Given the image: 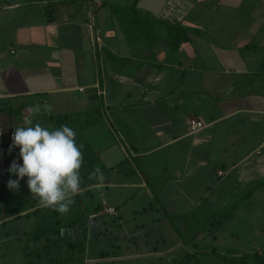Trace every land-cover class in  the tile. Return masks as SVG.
Returning a JSON list of instances; mask_svg holds the SVG:
<instances>
[{"label":"crops","instance_id":"obj_1","mask_svg":"<svg viewBox=\"0 0 264 264\" xmlns=\"http://www.w3.org/2000/svg\"><path fill=\"white\" fill-rule=\"evenodd\" d=\"M0 103L9 166L22 164L11 145L26 119L100 118L80 171L88 238L110 225L130 239L176 234L167 251L86 263L172 259L188 248L181 234L227 211L264 234V0H0ZM26 181L0 189V264H29L39 218L3 205L29 206Z\"/></svg>","mask_w":264,"mask_h":264},{"label":"trees","instance_id":"obj_2","mask_svg":"<svg viewBox=\"0 0 264 264\" xmlns=\"http://www.w3.org/2000/svg\"><path fill=\"white\" fill-rule=\"evenodd\" d=\"M99 122L100 118L98 117L91 122L85 120L83 116H60L54 118L52 128H49L56 129L61 125H68L75 131L77 144L83 145L81 149L83 163L80 171L83 170L86 156L96 155L92 144L87 141L85 131L88 127L95 126ZM81 181L80 188H84L85 180L82 179ZM88 195L79 194L75 196L74 200L77 208L72 214L70 212L60 214L46 208L39 209L38 199L31 193H29V196L35 199L30 200L28 207L25 206V203L20 205L22 202H19V206H17L16 202L12 207L13 211L8 212L9 209L6 204H3L9 216L10 214L18 215L29 209H34L30 216L39 218L33 232L28 236V241L31 244V247L26 249L29 264H85V254L89 239L88 217L91 213L90 207H87L85 203V198ZM101 209L102 207H97L94 211L99 212ZM216 217L217 224L228 218L226 215ZM105 231L91 235V239L99 240L101 237L112 235L111 232ZM211 236L213 237V234ZM186 238H183V243L185 247L189 244L188 252L183 254L177 253L172 259H166L165 264H264V250L244 255H238L235 252L220 254L215 248L209 251H203L202 243H207V240L203 239L198 242L200 238L198 233H194L191 239ZM118 256V254L110 255L109 253H100V259H109Z\"/></svg>","mask_w":264,"mask_h":264},{"label":"clouds","instance_id":"obj_3","mask_svg":"<svg viewBox=\"0 0 264 264\" xmlns=\"http://www.w3.org/2000/svg\"><path fill=\"white\" fill-rule=\"evenodd\" d=\"M31 110L38 114L41 105L36 104ZM11 147L19 148L22 164L11 162L8 171L17 179L8 181L9 190H18L20 181L27 177V187L40 207L67 214L82 182L83 145L77 144L75 131L68 125L48 129L26 119L24 126L15 127ZM89 175L104 179L99 167Z\"/></svg>","mask_w":264,"mask_h":264},{"label":"rangeland","instance_id":"obj_4","mask_svg":"<svg viewBox=\"0 0 264 264\" xmlns=\"http://www.w3.org/2000/svg\"><path fill=\"white\" fill-rule=\"evenodd\" d=\"M136 205H139V203L133 202L129 207L130 210L133 211V209L136 208ZM112 210L113 209H111L109 213L114 214V210ZM227 213L230 214L231 212L227 211L221 215H226ZM215 218L217 217L205 218V224L196 225V229L193 231H187L184 233V235L181 234V236H183L184 239L186 237V239H191L194 233H198L201 240H207V243H202L203 251H209L215 248L220 254H225L226 252H235L238 255L251 254L253 252L260 251L259 249L261 248L259 247H264V234L258 231V228H254L255 226H246V224L251 222L254 218L241 217L236 219V221H232L227 218L218 224L216 223ZM112 221L113 219H109L108 222L111 223ZM236 222L238 226L236 225ZM107 229L112 235L101 237L99 240L91 239L89 236L85 254L86 262L89 258L99 256L101 252L109 253L110 255L118 254L120 257H124V255H130L132 252H136L138 250L137 247H139L140 251L147 252L154 250V248H156L158 251H167L172 245H177V241H175L176 234L165 230L163 227L159 228L161 231L160 233L159 231H155L153 233L150 232L142 237L139 236L136 239H130L127 234L119 233V229L115 225H110ZM160 234L164 236L166 241H160L156 243L157 236ZM211 234H213V237ZM145 237L146 240L144 241L143 239ZM186 246L189 247V244ZM176 249L177 246L176 248H173V251ZM188 250V248L184 250L179 249V253L183 254V252H188ZM106 260L108 259H105V262ZM158 261H160L161 264H165L166 259ZM86 262L85 264H89ZM115 264L118 263L116 262Z\"/></svg>","mask_w":264,"mask_h":264},{"label":"built area","instance_id":"obj_5","mask_svg":"<svg viewBox=\"0 0 264 264\" xmlns=\"http://www.w3.org/2000/svg\"><path fill=\"white\" fill-rule=\"evenodd\" d=\"M2 106L0 103V112ZM188 125L192 133H197L204 129V125L202 122H199L193 118L188 120ZM8 159H7V151L6 144L4 138V132L0 121V189H4L7 187L8 181L10 179H14V176L10 175ZM111 211V209H109ZM113 211V210H112Z\"/></svg>","mask_w":264,"mask_h":264},{"label":"water","instance_id":"obj_6","mask_svg":"<svg viewBox=\"0 0 264 264\" xmlns=\"http://www.w3.org/2000/svg\"><path fill=\"white\" fill-rule=\"evenodd\" d=\"M7 2H11L12 0H6Z\"/></svg>","mask_w":264,"mask_h":264}]
</instances>
